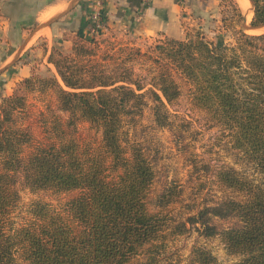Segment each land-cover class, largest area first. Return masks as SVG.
I'll return each mask as SVG.
<instances>
[{"label": "trees", "instance_id": "trees-1", "mask_svg": "<svg viewBox=\"0 0 264 264\" xmlns=\"http://www.w3.org/2000/svg\"><path fill=\"white\" fill-rule=\"evenodd\" d=\"M221 24H242L236 0H222ZM251 26L264 28V0H251ZM229 8V9H228ZM231 13V12H230ZM186 40L165 38L155 47L158 63L149 88L130 75L110 76L72 57L49 63L57 77L25 79L0 105V264H173L167 253L166 211L172 203L159 199L151 211L155 171L145 150L130 137L152 101L154 122L170 125L168 106L182 96L178 78L189 87L192 105L208 114L226 133L231 149L258 174L250 179L233 168L216 173L220 191L235 197L204 206L175 226L178 235L194 229L205 239L218 237L239 264H264V34H236L221 46L195 31ZM125 74V73H123ZM53 91L65 122L51 123L48 143L33 144L20 121L26 112V93ZM80 123L101 133L97 142H82ZM22 184L32 194H77L61 210L32 200L19 223L13 213ZM213 218L236 220L220 231ZM190 226V228H188ZM139 264V263H138ZM191 264H221L211 250L195 247Z\"/></svg>", "mask_w": 264, "mask_h": 264}, {"label": "rangeland", "instance_id": "rangeland-1", "mask_svg": "<svg viewBox=\"0 0 264 264\" xmlns=\"http://www.w3.org/2000/svg\"><path fill=\"white\" fill-rule=\"evenodd\" d=\"M25 1L18 0L19 5L38 4L35 0ZM88 2L89 0H64L61 2L64 7L42 24L35 23L34 18L7 19V25L18 26V30L8 32L5 50H2L3 46L0 48V105L4 98L12 96L20 88L25 79L36 76L41 78L58 76L56 68L50 67L49 62L44 61L49 51L47 61L51 55L55 60L64 56L72 57L85 65H92L96 71L104 70L110 76L128 74L133 79L142 81L146 87H150L148 83L159 59L155 47L165 38L132 36L120 28H108L107 31L96 35L87 34L86 22H90L91 16ZM222 2L216 18L198 19V25L192 27L193 30L188 31L187 35H194L195 31H200L206 38L225 46L235 42L236 34L240 30H244L249 35L264 34V28L259 31L244 28V25L251 27L254 7L253 16L251 15L246 23L243 21L242 24H238V21L229 22L234 12L233 8L227 10L226 30L222 29V12L226 10ZM20 12L12 11L14 14ZM58 16L61 17L48 25V22ZM46 25L50 28L46 27L45 32L39 31ZM50 29L53 36L46 33ZM35 35L38 37L36 44L29 48L27 55L21 57ZM59 39L66 43L60 41V44ZM3 54L5 56L2 57ZM29 62L32 66L29 77L18 76L19 66ZM17 76L22 79L16 80ZM178 81L182 87V96L168 106L170 121L168 127H158L154 122V105L149 98L147 99L149 104L139 124L129 127L130 137L141 145L154 167L155 180L150 195L151 211L158 212L155 205L162 197L172 202L166 210L169 213L167 222L170 228L165 235L167 253L173 264H191L192 251L199 246L211 250L221 264H239L240 258L229 255L218 237L205 239L194 229L183 235H178V230L175 231L178 223L183 222L186 217L195 215L204 206H214L222 198L236 196L230 192H222L218 188L216 173L221 168H233L250 179L259 178L253 168L231 149L224 130L215 125L208 114L192 105L186 83L180 78ZM26 95L28 106L20 123L31 132L33 144L26 148L25 155L35 146L48 143L53 120L59 119L65 122L68 118L67 114L59 110L53 91L26 93ZM77 136L84 143H98L101 140V133L92 129L87 123L78 125ZM17 189L20 203L13 217L19 223L26 219L32 200L42 201L61 210V206L77 195H58L48 191L32 194L21 183ZM213 224L222 231L234 226L237 221L213 218ZM145 261L146 258L140 256L131 264H142Z\"/></svg>", "mask_w": 264, "mask_h": 264}, {"label": "crops", "instance_id": "crops-1", "mask_svg": "<svg viewBox=\"0 0 264 264\" xmlns=\"http://www.w3.org/2000/svg\"><path fill=\"white\" fill-rule=\"evenodd\" d=\"M26 2L25 0H23ZM33 0H28V2ZM38 4L20 6L18 0H0V48L5 50L6 34L8 32L17 31L18 26L10 27L7 25V19L12 17L17 18H34L35 23H41L48 18L54 16L64 5L61 4L64 0H35ZM34 1V2H35ZM247 10L243 7L239 0L237 3L244 14L247 21L251 15L253 16V5L251 0H248ZM102 13L105 20V31L108 28L124 29L132 36L137 37H162L184 41L187 37V32L192 31L194 26H197L200 18H216L221 6V0H103ZM90 15L96 8V0H89ZM34 4V3H33ZM88 7V6H87ZM12 11H21L18 14ZM249 11V13H248ZM43 16V17H42ZM244 20V21H245ZM245 21V22H246ZM244 22V23H245ZM87 31L89 34L90 22H86ZM50 26H42L39 31H44ZM11 28V29H8ZM84 28V27H83ZM51 30V29H50ZM49 33L53 36L52 30ZM65 31V30H64ZM254 31H259L255 29ZM50 38L48 35H46ZM37 36L31 40L28 47L23 51L22 56L27 55L26 52L34 44H36ZM63 41L59 39V42ZM63 43H66L63 41ZM61 44V42H60ZM50 51L47 52L44 61L47 63V58ZM5 54L2 55V57ZM1 57V54H0ZM23 61V60H22ZM32 61V60H31ZM8 62V61H6ZM50 67L53 65L50 64ZM31 62L29 64H22L19 66L18 76L24 78L29 77L31 72ZM16 78L20 80L22 78ZM15 78V77H14Z\"/></svg>", "mask_w": 264, "mask_h": 264}, {"label": "built area", "instance_id": "built-area-1", "mask_svg": "<svg viewBox=\"0 0 264 264\" xmlns=\"http://www.w3.org/2000/svg\"><path fill=\"white\" fill-rule=\"evenodd\" d=\"M103 4V0H96V8L90 16L89 34L96 35L105 31L106 25L102 13Z\"/></svg>", "mask_w": 264, "mask_h": 264}, {"label": "water", "instance_id": "water-1", "mask_svg": "<svg viewBox=\"0 0 264 264\" xmlns=\"http://www.w3.org/2000/svg\"><path fill=\"white\" fill-rule=\"evenodd\" d=\"M61 16H58L56 18H54L53 20H51L50 22H48V25H51L53 23V21H55L56 19H59ZM246 21V20H245ZM246 23V22H245ZM244 28L246 30H255V28H253L252 26L251 27H246V25H244Z\"/></svg>", "mask_w": 264, "mask_h": 264}, {"label": "bare ground", "instance_id": "bare-ground-1", "mask_svg": "<svg viewBox=\"0 0 264 264\" xmlns=\"http://www.w3.org/2000/svg\"><path fill=\"white\" fill-rule=\"evenodd\" d=\"M240 1V3H241V5H242V7H243V10H247L246 8V6H247V4H248V0H239ZM251 4H252V2H251Z\"/></svg>", "mask_w": 264, "mask_h": 264}]
</instances>
